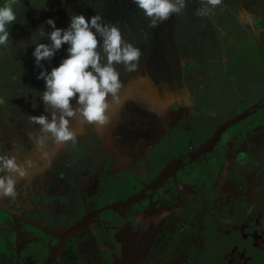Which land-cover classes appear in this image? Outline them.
<instances>
[{
  "label": "flooded vegetation",
  "instance_id": "1",
  "mask_svg": "<svg viewBox=\"0 0 264 264\" xmlns=\"http://www.w3.org/2000/svg\"><path fill=\"white\" fill-rule=\"evenodd\" d=\"M83 1L24 0L0 48V151L33 161L16 198L0 197V264H264V0L155 29L131 0ZM72 13L102 15L144 55L136 72L116 66L107 122L77 113L76 143L45 137V159L29 116L52 110L24 45Z\"/></svg>",
  "mask_w": 264,
  "mask_h": 264
},
{
  "label": "clouds",
  "instance_id": "2",
  "mask_svg": "<svg viewBox=\"0 0 264 264\" xmlns=\"http://www.w3.org/2000/svg\"><path fill=\"white\" fill-rule=\"evenodd\" d=\"M64 0H61L63 3ZM188 0H131V3L148 19V27L155 29L170 16H179ZM221 0H200L198 16H208ZM24 0H4L0 3V48L11 44V29L18 22V12ZM47 10L48 0H41ZM44 25L48 26L45 31ZM47 42H41L42 40ZM24 48L34 45L31 51L33 63L39 69L37 80L44 87L39 90L41 103L52 111L48 114L30 115L29 121L39 125L45 136H37V151L47 159L43 151L45 137L54 143H76V136L69 124L77 113L89 124L107 122L108 97L119 101L122 87L121 73L117 65H123L128 73L136 72L144 55L141 48L122 38L116 24L105 22L102 15L86 17L83 13L69 15L66 27H57L53 18H47L29 39ZM22 44L24 42H21ZM64 47L65 55L56 66L45 68L42 62H51ZM3 100L0 99V104ZM75 105V107H73ZM31 139V134L29 135ZM32 160L23 163L15 155L0 151V197L15 199L17 178L24 179Z\"/></svg>",
  "mask_w": 264,
  "mask_h": 264
},
{
  "label": "rangeland",
  "instance_id": "3",
  "mask_svg": "<svg viewBox=\"0 0 264 264\" xmlns=\"http://www.w3.org/2000/svg\"><path fill=\"white\" fill-rule=\"evenodd\" d=\"M72 1V0H71ZM113 1H115V0H107V6L106 7H110L111 5H112V2ZM198 0H188V2H187V6H186V8L184 9V11L180 14L181 16L182 15H184V16H186V17H188L189 15H190V10H189V8H191V7H194L195 6V9H197L198 7H200V3L199 2H197ZM200 1V0H199ZM73 4L76 6V7H79V6H81L82 5V3H85L83 0H73ZM87 3V2H86ZM66 6V5H65ZM36 7H40V6H36ZM68 10V9H67ZM194 11V10H193ZM210 32V31H209ZM210 33H212V32H210ZM194 36V35H193ZM204 37H206L207 38V36H206V34H204ZM190 39H192V37H189ZM208 38H209V42L211 43V38H212V34L210 35H208ZM186 43H188V42H186ZM191 43H193V42H191ZM210 43H208V44H210Z\"/></svg>",
  "mask_w": 264,
  "mask_h": 264
}]
</instances>
